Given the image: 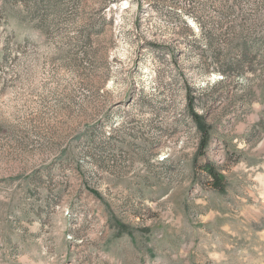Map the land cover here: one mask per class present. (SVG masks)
<instances>
[{"label":"rangeland","instance_id":"1","mask_svg":"<svg viewBox=\"0 0 264 264\" xmlns=\"http://www.w3.org/2000/svg\"><path fill=\"white\" fill-rule=\"evenodd\" d=\"M0 264H264V0H0Z\"/></svg>","mask_w":264,"mask_h":264},{"label":"trees","instance_id":"2","mask_svg":"<svg viewBox=\"0 0 264 264\" xmlns=\"http://www.w3.org/2000/svg\"><path fill=\"white\" fill-rule=\"evenodd\" d=\"M191 118H192L194 124L197 125L198 132H199L200 137H201L200 141H199L200 152H201V151H203V149L206 146L207 138H208V132H207V130H205L202 127V124L199 122V119H200L199 116H197V114H195V112L193 110H191ZM201 170L210 178V180H211L210 185L215 190L221 191L223 189L221 176L215 167H213L209 163H205V164H203V166H201Z\"/></svg>","mask_w":264,"mask_h":264}]
</instances>
